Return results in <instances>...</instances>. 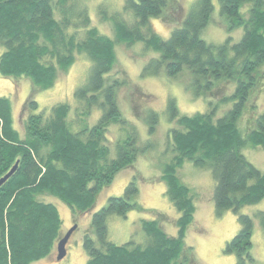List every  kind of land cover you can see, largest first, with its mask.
Here are the masks:
<instances>
[{
  "label": "trees",
  "instance_id": "16d2710c",
  "mask_svg": "<svg viewBox=\"0 0 264 264\" xmlns=\"http://www.w3.org/2000/svg\"><path fill=\"white\" fill-rule=\"evenodd\" d=\"M218 2L230 25L243 27L237 41L228 36L214 44L200 37L210 19L212 0H194L184 13L180 0H124L121 12L102 16L111 22L114 38L90 26L87 8L75 0H0V43L4 47L0 74L25 76L36 87L46 89L59 72L72 65L75 54L83 52L90 66L74 94L81 102L101 108V116L93 125L73 131L69 105L57 103L47 113L30 114L24 122L25 135L20 137L13 127L11 101L0 97V178L17 162L14 172L0 185V264H30L53 251L61 237L62 219L56 205L43 199L45 195L86 212L115 174L136 159L140 149L135 135L118 139L114 156L105 143L108 126L121 121L115 98L118 83L105 84V74L116 60V41L127 47L142 41L145 49L158 54L147 62L142 75L156 73L163 66L167 75L174 76L186 66L197 77L206 78L208 89L220 78L234 80L235 87L206 111L192 115L178 116L174 99H168V118L176 125L170 128L173 154L162 168L161 180L179 213L177 234L168 235L157 220L151 219L141 221L147 238L144 244L129 241L118 245L108 239L107 216L125 215L136 206L131 198L137 188L130 182L122 195L108 197L92 214L95 238L85 234L83 239L86 264H183L187 260L184 238L195 204L193 191L177 176L185 159L210 169L215 214L231 209L240 226L224 251L235 255V264H248L252 259V220L239 210L264 198V170L248 161L240 148L245 143L264 148V110L246 139L240 135L237 120L256 83V69L264 62V0ZM248 2L250 6L245 9ZM126 12L132 15L124 16ZM151 17L180 24L163 38L153 29ZM225 100L232 101L231 108L215 118L219 101ZM26 106L36 108L37 103L29 99L23 110ZM157 120V112L148 111L150 132ZM259 216L264 230V212Z\"/></svg>",
  "mask_w": 264,
  "mask_h": 264
},
{
  "label": "rangeland",
  "instance_id": "374dc122",
  "mask_svg": "<svg viewBox=\"0 0 264 264\" xmlns=\"http://www.w3.org/2000/svg\"><path fill=\"white\" fill-rule=\"evenodd\" d=\"M87 8L90 26L100 33L114 38L110 21L102 20V16L114 11H122L124 0H75ZM183 13L194 0H180ZM213 8L207 25L202 29L200 37L208 42L218 44L228 36L232 42L237 41L243 32L242 26H232L229 20L220 13L218 0H212ZM250 2L246 3L247 9ZM165 9L163 10V13ZM57 17V13H54ZM132 15L131 12L123 14ZM153 29L163 38L180 24V21L167 23L160 18H149ZM72 31L71 28L69 32ZM83 30L79 32L82 37ZM4 50L0 43V54ZM116 60L112 69L105 74L106 83L116 81V104L121 121L111 123L105 133V143L110 148V155L116 154L115 143L128 135H135L136 145L140 149L136 159L127 167L118 171L112 182L104 186L97 194L93 207L82 212L70 208L55 196L45 195L44 200L54 203L62 219L60 234L64 236L73 229L66 243L65 256L58 260L56 245L46 257L30 264H86L87 252L83 247L85 234L94 237L91 224L92 214L102 208L108 197L119 196L125 187L134 182L137 192L131 198L136 204L125 215L109 214L106 218L107 237L120 245L132 241L144 244L146 234L141 227L142 220H157L161 228L171 236L177 234L176 219L178 211L165 194L166 185L161 180L162 168L170 161L171 148L170 128L176 125L168 118L167 102L173 98L180 115H192L203 112L211 103H216L223 96H229L235 87L234 80L220 78L213 80L211 88L206 87V78L197 77L188 67L183 66L179 73L169 76L165 68L153 74L142 75L147 62L157 57V53L145 49L142 41H136L129 47L123 42L115 43ZM75 61L65 72H59L53 85L40 89L33 85L28 77H4L0 74V97L7 96L11 101L13 127L20 137H24V122L33 113L48 112L60 102L70 107L69 121L71 130L77 131L90 127L101 116V108L92 103L87 105L76 98L74 92L84 81L90 59L83 53L75 54ZM256 83L251 88L242 113L237 120V127L243 139L248 132L256 127V118L264 110V62L256 69ZM108 78V79H107ZM119 81V82H118ZM33 99L36 108L23 107L27 100ZM232 106L231 100L219 101L215 118L222 116ZM158 114L153 132L149 131L146 121L148 111ZM241 153L259 170H264V148L245 143ZM177 176L192 192L195 212L193 220L187 227L184 238V252L187 260L183 264H235V255L224 251V246L240 228L236 215L226 209L216 215L213 202L214 179L207 167L195 165L185 159L177 169ZM241 213L247 214L252 220L251 260L248 264H264V230L259 212H264V198L255 204L243 205ZM60 237V238H61ZM57 244V242H56Z\"/></svg>",
  "mask_w": 264,
  "mask_h": 264
},
{
  "label": "water",
  "instance_id": "95a60500",
  "mask_svg": "<svg viewBox=\"0 0 264 264\" xmlns=\"http://www.w3.org/2000/svg\"><path fill=\"white\" fill-rule=\"evenodd\" d=\"M16 166H17V162L12 166V168L4 176H2L0 178V185L14 172V170L16 169ZM72 231H73V229L69 230L64 236L59 238V240L57 241V244H56L57 256H56V258L58 260L62 259L66 254L65 246H66V243H67L68 238H69Z\"/></svg>",
  "mask_w": 264,
  "mask_h": 264
}]
</instances>
